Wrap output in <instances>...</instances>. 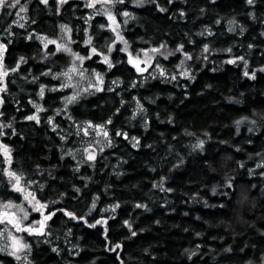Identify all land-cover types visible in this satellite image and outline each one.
Listing matches in <instances>:
<instances>
[{"label": "trees", "instance_id": "obj_1", "mask_svg": "<svg viewBox=\"0 0 264 264\" xmlns=\"http://www.w3.org/2000/svg\"><path fill=\"white\" fill-rule=\"evenodd\" d=\"M88 3L68 0L57 12L56 0L47 5L20 0L26 12L19 6L0 9V43L7 45L0 61V71L7 72L0 80L6 86L0 91V125H11L0 129L5 133L0 145L8 146L11 159L0 147V203L19 204L25 198L9 182L8 169L47 205L45 213H55L43 234L19 235L30 245L20 260L8 248L0 251V264H264V0L254 5L247 0L116 3L114 14L131 51L164 43L170 51L184 44L191 54L188 67L179 66L185 60L179 52L159 57L163 76L159 68V73L138 72L116 47L109 55L111 68L99 53H91L95 46L106 55L115 35L111 28H100L107 19ZM125 10L131 18L121 17ZM233 18L234 32L228 24ZM88 36L90 45L84 43ZM63 41L91 57L82 61L83 70L103 78L101 90L80 92L71 103L65 97L77 92L60 87L64 79L73 81L62 76L72 66L70 57L57 51ZM229 47L232 52L224 51ZM21 56L25 60L17 68ZM239 56L250 73L255 71L254 79L244 75L243 61L228 62ZM185 69L190 74L180 75ZM137 101L144 110L137 109ZM36 105L42 110L37 112ZM34 113L39 123L25 119ZM87 121L103 123L108 137ZM131 137H138V147ZM198 138L205 141L202 150L193 148ZM89 145L98 152L93 161L84 157ZM161 177H166L163 191L153 187ZM0 231L4 247L9 233L3 226Z\"/></svg>", "mask_w": 264, "mask_h": 264}, {"label": "snow or ice", "instance_id": "obj_2", "mask_svg": "<svg viewBox=\"0 0 264 264\" xmlns=\"http://www.w3.org/2000/svg\"><path fill=\"white\" fill-rule=\"evenodd\" d=\"M41 3L47 5L48 4V0H40ZM101 3L102 4V7L101 9L97 10V11H103L104 14L107 16L108 20L111 22L110 24H101L100 25V28H105V27H108V28H111V30L115 33V40H112L111 42V45H108L107 48H108V52L111 53L112 51V46L116 44V41L119 40V41H122L124 43V48H121L120 51H124V52H128V55H129V63H133L134 66L136 67V70L138 72H143V71H146L145 68H141L139 63L135 62L133 60V57H132V53L128 51V42L124 39V37L121 35V33L119 31H117V29L119 28V23L117 22L116 20V15L113 13L112 11V7L115 6L116 3H119V4H123L124 3V0H90V2L86 5L87 7L89 8H95V5L96 3ZM132 2L136 5H142L144 3V0H132ZM153 2H155V0H153ZM172 0H169V3H171ZM67 3V0H58V7H57V12H59V5H63ZM111 5L112 7H103V5ZM247 4L248 5H254L255 4V0H247ZM19 6L20 8V11L21 12H26L27 11V8L26 6L24 5H21L20 4V0H11V2H9V0H0V9L4 8V7H8V8H17ZM157 8H159V10L161 12H164L166 11L165 8L161 7L159 5V3H157ZM203 11V10H202ZM17 15H19V13H17ZM122 15L126 18H131L132 14L129 13L127 10H125ZM250 15H254L252 13H250ZM181 16H183V11H181ZM89 19H91V17H89ZM34 22V21H33ZM220 21L217 20L216 23H219ZM13 23H16V21H13ZM124 23H127V19L124 21ZM237 22L236 20L233 18L231 20L228 21V24H229V31H235L236 28L233 27V25H235ZM113 25H115L113 27ZM21 28L24 27V24H20L19 25ZM61 28L65 31H71L70 29H68L67 25H61ZM87 31V30H85ZM207 31V34L208 35H211V30L210 29H206ZM243 33V27H241V34ZM205 33L204 32H201L200 35H204ZM39 38V37H38ZM27 39L31 40L33 39V36L31 33L28 34V37ZM41 39H48L47 37H43ZM92 36H88L87 39L84 41V43L86 45H90L92 44ZM48 43H56V41L54 40H48ZM7 47V45L3 44V43H0V61H2V49H5ZM44 47L47 48L48 47V44L45 43L44 44ZM252 45H249V48H251ZM61 48H63L64 51H67V52H70L73 57L75 59H78L80 61H83L84 59H90L91 57H84V56H81L79 53H75V52H72V50L66 46H63V45H57V51L61 50ZM162 49H165L164 51H161ZM141 51H144L147 53L148 50L146 49H142ZM153 53H159L161 56H164L165 59H167V57L169 55H172L173 53L171 51H168L166 50V45L164 43H161L159 45V47L157 48H153L151 50ZM175 51H178V52H183V55L186 59H192V56L189 52L187 51H184V44H179L177 45ZM210 51V48H209V45L208 44H204L203 45V53H207ZM224 51H227V52H232V48L229 47L227 49H224ZM91 53L93 54H96V53H99L102 57H103V60L106 64H108L109 68L113 67L109 57L107 55H105L103 52H100L99 49L95 46L91 47ZM52 53H45V56L47 55H50ZM204 59H207V56H204ZM25 58L23 56L20 57V60L19 62L17 63V68L19 67V63L20 62H24ZM151 60H152V57L151 56H148L147 58V62L148 63H151ZM237 60H240V61H243L244 62V68H245V71H244V75L245 76H251L253 79L255 78V71L253 72H249L248 71V62L247 60L244 59L243 56H239V57H234L232 58L231 60H229L228 62L229 63H235ZM184 60H181L180 61V65L179 66H182L184 64ZM157 68L160 69V75H164L165 72H164V69L161 67V65L159 63H157L156 65ZM0 69H3V64L2 62H0ZM73 71H78L75 67H73L72 69ZM261 71H264V68H261L260 69ZM10 71H16V69H10ZM84 71L86 70H79V75L80 76H83L84 75ZM94 71V70H93ZM50 72V70H49ZM48 74V73H45V75ZM190 73L187 69H185L183 72L180 73V75H183V76H188ZM4 75H7V72L6 71H0V80H2L3 76ZM64 75H67V73H65ZM96 77H97V80L99 81V84H90V87H96L97 90H101L100 86L103 84V78H102V75L100 73H96ZM172 79H176V76L173 75L172 76ZM117 81H113V83L115 84ZM135 86V85H133ZM45 85H41L40 86V93L39 95L41 97L44 96V89H45ZM61 88H64V87H68L67 84H61L60 85ZM6 86L5 85H0V91H3L5 90ZM55 90V89H53ZM86 91V89H85ZM109 91H111V89H109ZM79 95V93L77 92L76 94H74L72 97H65L66 101L68 103H71V102H74L76 97ZM0 102H2V100H0ZM123 103V101H121ZM35 104V102H32ZM67 106V105H66ZM37 107V112L41 111L42 110V106H39V105H36ZM137 109L138 110H144L143 109V105L137 101ZM60 110L57 109V112H59ZM117 111H119V109H117ZM135 115V113H134ZM25 119L27 120H35L37 123L40 122V118L38 115H36L35 113L30 115V116H27L25 117ZM69 119H71V117H69ZM243 119H247L246 117L242 118ZM53 120V117L49 116L48 117V121L51 123ZM90 127L92 128H95V129H98V130H101L103 132V135L105 137H108V131L106 130L105 128V125L103 123L101 124H93L92 121H87L86 122ZM106 123H112V120L111 118L108 119V121ZM241 123L240 120L236 121V124H237V127L239 126V124ZM253 123H255V121H253ZM4 127H11V125H0V129L4 128ZM58 127V125H55L53 124V130H55L56 128ZM250 131L252 129H249ZM85 131V134H87V129L84 130ZM5 133L0 130V135H4ZM13 134H15V129H13ZM116 135L117 136H120V135H123L126 139L129 138L128 137V133L127 132H121V131H117L116 132ZM189 135H192L191 133H189ZM67 137H62V139H66ZM131 139L134 141L133 143V147H138L139 146V139L138 137H131ZM111 144V140H108V145ZM205 144V141L204 139H197V142L193 145V148H199V149H203V146ZM0 147H2L4 149V153H5V156L6 157H9L8 159V162L11 163V159H10V150L8 149V146L7 145H0ZM103 149L101 148V151ZM73 150H69V153H65V155L67 154H70ZM83 152L86 154L87 156V160L88 161H93L95 160V156H96V153L94 152H90L88 148H84L83 149ZM73 158H75V156H73ZM243 165H241L242 167ZM39 167V166H37ZM79 167V164H77V169ZM175 167V166H174ZM6 172V174L10 177V180L9 182L12 183V186L13 188L16 190V191H19V192H23L25 193V200H27L29 203H32L33 205V209L37 212H40L43 219H41L40 221H36V222H33V223H29L28 225H24V221L28 219V212L20 205H14L13 202L11 201H8L2 205H0V222H4L5 220H7L9 223H12L14 224L15 228L17 231H23V230H26L28 231L29 233H38V234H43V231H44V228L46 226V222L55 214L53 212H47L45 213L44 212V209L47 208V205L44 204V203H41L39 200L36 199L35 195L29 191H27L24 187L21 186V175H17L16 172L14 171H9L8 169H5L4 170ZM11 178H14V183L12 182V179ZM166 179V177H161L160 178V183L159 184H154L153 187H159L162 191L165 190L164 187H163V182L164 180ZM28 183H35V181H29ZM229 185H231V180L229 179L228 181ZM41 187H43V185H41ZM76 191H80L79 188L76 189ZM167 191L171 192L172 189L171 188H168ZM213 191H215V189H213ZM95 199L93 200V205L92 207L94 208L95 207ZM110 207L113 208V210L116 208V207H119V205H110ZM136 207H143V208H147V205L145 204H137ZM13 208H16L18 209L20 212L23 213L22 216L20 217H17L16 216V212L15 211H9V209H13ZM66 215H68L69 217H73V218H76V219H83V217H76L75 216V213L73 212H70V211H66ZM101 221H97V223H100ZM85 223H87V221H85ZM38 224L39 227L37 228L35 225ZM124 224H126L128 226V228L131 230L132 229V224L128 221V220H125L124 221ZM92 227H94L95 225H91ZM9 235L11 236V233H9ZM132 235L135 236L136 235V232L135 231H132ZM197 235H199V233H197ZM0 236H3V232L0 231ZM11 239H12V244L11 245H5L4 247H0V251H7L8 248H12L14 249L13 251H11V255L15 256V258L17 260H20L21 259V256L18 255V252H20L22 249H25V248H29L30 249V245L26 244V243H20V240L22 238H19V237H16V236H11ZM117 247H119V245H117ZM54 251H57V249H53ZM188 251V250H186ZM228 251H231V249H228ZM194 254V253H192Z\"/></svg>", "mask_w": 264, "mask_h": 264}, {"label": "rangeland", "instance_id": "obj_3", "mask_svg": "<svg viewBox=\"0 0 264 264\" xmlns=\"http://www.w3.org/2000/svg\"><path fill=\"white\" fill-rule=\"evenodd\" d=\"M40 1V0H39ZM49 1V0H48ZM57 2H58V0H56ZM68 1V0H67ZM9 2H11V0H9ZM133 3V2H132ZM144 3H145V0H144ZM115 6H116V4H115ZM115 6L114 7H112L111 5H107V4H105V5H103V7H112V11H113V13H114V9H115ZM101 7H102V4L101 3H96V5H95V8H91V10H92V12L93 13H100V14H103V15H105L104 14V12L103 11H97V10H99V9H101ZM122 13L123 12H121V17H123V15H122ZM105 17H106V19H107V23L108 24H110L111 22L108 20V18H107V16L105 15ZM116 20H117V22L119 23V28L117 29V31H119L120 33H121V35H122V26H121V22L119 21V19H117V17H116ZM115 25H113V27H114ZM114 35H115V33H114ZM123 36V35H122ZM64 40V39H63ZM115 40V39H114ZM57 45H63V46H66V47H68V48H70L71 50H72V52H75L74 50H73V48L71 47V43H69L68 41H63L62 42V44H57ZM124 43L122 42V41H119V40H117L116 41V44L115 45H113L112 46V51H113V49L116 47V48H118V50H120L121 48H124ZM57 47V46H56ZM159 47V46H158ZM155 48H157V47H155ZM153 48H148V49H146V50H148L147 51V53L146 52H144V51H141V50H138V51H131V49H130V47H129V45H128V51L129 52H131L132 53V57H133V60L135 61V62H137V63H139V65H140V67L141 68H145L146 70L148 69V68H151L152 69V71H154V72H158L159 73V71H158V69H157V67H156V63H157V59L159 58V57H164V56H161L159 53H153L151 50H152ZM165 49H162L161 51H164ZM166 50H168V51H170L169 49H167L166 48ZM61 51L62 52H65L69 57H70V59L72 60V66H70L69 67V69H67V74H68V76H70L72 79H73V81H71L70 79H68V80H70V82H65V79H64V82H63V84H67L68 85V87H64V88H73V92H78V93H80V92H86V91H89V90H97V88L96 87H90V84H99V83H97V82H99V81H97V77H94V75H93V73L92 72H87V71H89V70H87V71H84V75L83 76H80L79 75V70H83V66H81V63H82V61H80V60H78V59H75L74 57H73V55L70 53V52H67V51H64L63 50V48H61ZM111 51V52H112ZM44 51H42V53H43ZM121 52H123V54L124 55H126V59H127V61L129 62V55H128V52H124V51H121ZM172 53H177L178 51H175V50H173V51H171ZM75 53H78V52H75ZM106 55L109 57V55H110V53L108 54V52L106 53ZM179 55H181L180 57L182 58H184V55H183V52H179ZM82 56V55H81ZM148 56H151L152 57V60H151V63H148L147 62V58H148ZM47 57V56H46ZM187 60L188 59H186L185 58V62H184V64H185V66H187L188 67V65H187ZM130 65H132L135 69H136V67L134 66V64L133 63H130ZM155 65V66H154ZM152 66V67H151ZM154 66V67H153ZM73 67H75L78 71H73L72 69H73ZM143 72H145V71H143ZM141 73V72H140ZM65 74V73H64ZM63 73H62V76H65ZM100 88H101V86H100ZM85 89H86V91H85ZM97 143H99L98 141H96ZM96 143V144H97ZM96 145H94V147H95ZM12 182H13V180H12ZM15 182V181H14ZM2 204H4V203H0V205H2ZM14 204V203H13ZM14 205H20V206H22L27 212H28V219L27 220H25L23 223H24V225H28L29 223H33V222H36V221H40L41 219H43V217H42V215H41V213L40 212H37V211H35L34 209H33V205H32V203H29L27 200H25V198L23 199V202L22 203H19V204H14ZM0 210H2V209H0ZM9 211H15L16 212V216L17 217H20V216H22L23 215V213L22 212H20L18 209H16V208H13V209H9ZM0 226H3V227H6V232L5 233H11V236H16V237H19L20 238V234L21 233H26V232H28V231H26V230H23V231H17L16 230V228H15V226H14V224H12V223H9L7 220H5L4 222H0ZM37 228L39 227V225L38 224H36L35 225ZM29 233V232H28ZM11 236L10 235H8V238H6L5 240H3V245L5 246L6 244L7 245H11L12 244V239H11ZM20 243H22V240H20ZM14 249H12V248H9V251L11 252V251H13ZM24 250L25 249H22L20 252H18V255H20L21 257L23 256V253H24Z\"/></svg>", "mask_w": 264, "mask_h": 264}, {"label": "water", "instance_id": "obj_4", "mask_svg": "<svg viewBox=\"0 0 264 264\" xmlns=\"http://www.w3.org/2000/svg\"><path fill=\"white\" fill-rule=\"evenodd\" d=\"M85 148H88L90 152L96 153V156H95V159H96L97 154H98L97 149L93 145L86 146ZM84 157L87 160V156L85 153H84Z\"/></svg>", "mask_w": 264, "mask_h": 264}, {"label": "flooded vegetation", "instance_id": "obj_5", "mask_svg": "<svg viewBox=\"0 0 264 264\" xmlns=\"http://www.w3.org/2000/svg\"><path fill=\"white\" fill-rule=\"evenodd\" d=\"M89 2H90V0H89Z\"/></svg>", "mask_w": 264, "mask_h": 264}]
</instances>
